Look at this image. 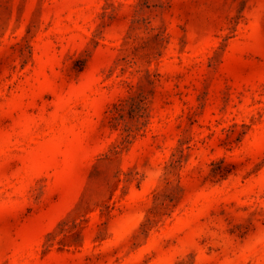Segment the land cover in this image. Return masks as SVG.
<instances>
[{
    "label": "rangeland",
    "instance_id": "obj_1",
    "mask_svg": "<svg viewBox=\"0 0 264 264\" xmlns=\"http://www.w3.org/2000/svg\"><path fill=\"white\" fill-rule=\"evenodd\" d=\"M0 264H264V0H0Z\"/></svg>",
    "mask_w": 264,
    "mask_h": 264
}]
</instances>
